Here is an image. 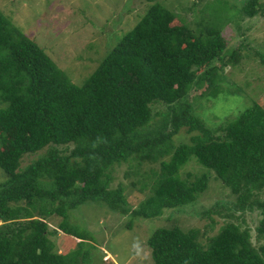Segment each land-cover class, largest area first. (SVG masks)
Segmentation results:
<instances>
[{
  "label": "trees",
  "instance_id": "obj_1",
  "mask_svg": "<svg viewBox=\"0 0 264 264\" xmlns=\"http://www.w3.org/2000/svg\"><path fill=\"white\" fill-rule=\"evenodd\" d=\"M256 6L257 0H246L238 14L253 18ZM196 12L191 23L173 24L178 14L152 3L76 85L0 11V136L7 137L6 150L0 144L5 177L0 183V264H78L52 253L50 236L61 231L86 244L89 235L75 232L67 217L88 201L128 212L124 188L110 184L113 168L131 162L134 175L142 163L159 168L143 173L153 182L151 193L130 211L127 228L135 218L154 220L195 203L210 177L235 197L236 211L257 210L261 217L257 248L239 223L226 222L205 244L197 229L159 227L146 240L154 264H264V109L253 103L235 118L208 127L189 104H181L205 82L212 98L222 93L213 78L215 67H208L226 53L231 60L238 54L227 49L222 34L228 8L215 10L205 3ZM250 54L264 66V55L254 49ZM156 105L166 112L149 132ZM184 128L193 135L189 143L176 145L173 137ZM30 155L36 158L22 167L21 160ZM193 157L206 170L181 178ZM220 211L227 212L226 206L216 203L203 212L210 229L215 224L211 213L232 216ZM53 215L62 222L50 231L46 219ZM79 252L86 260L87 252Z\"/></svg>",
  "mask_w": 264,
  "mask_h": 264
},
{
  "label": "rangeland",
  "instance_id": "obj_2",
  "mask_svg": "<svg viewBox=\"0 0 264 264\" xmlns=\"http://www.w3.org/2000/svg\"><path fill=\"white\" fill-rule=\"evenodd\" d=\"M245 1L0 0V11L64 71L71 82L81 85L122 36L135 26L152 3H160L178 14L173 24H179L180 19L191 23L195 18L194 12L197 13L205 3L212 5L215 10L220 6L227 7L230 14L222 34L227 49L230 52H238L237 58L231 60L229 53H226L223 61L212 63L208 67H215L213 78L215 84L221 86L223 91L214 99L210 94L213 89L208 88L209 82H205L200 89L190 90L188 98L190 96L191 100L185 99L186 101L181 103L189 104L193 113L196 112L205 119L208 127H214L226 118H235L253 103H258L264 109V66L259 59L247 56L251 49L264 55V0H257L258 13L253 18L238 14ZM194 3L196 6L193 7ZM244 46L245 48H241ZM1 106L4 105L0 102ZM165 112L164 105L153 106L154 117L146 131L155 130L162 122ZM192 135L193 133L188 134L184 128L173 137V141L176 145L180 142L189 143ZM0 138L1 150H6L7 137L5 135ZM34 158L36 157L33 155L25 156L21 160V166H26ZM133 163L116 165L111 172L110 188L115 189L119 185L124 188L127 203L125 208L128 212L113 211L104 203L91 201L70 210L68 223L75 232L89 235V240L86 244H80L74 237L58 231L54 236H50L54 243L52 253L65 257L68 262L79 261L78 264H154L146 247V240L155 229L173 226L183 231L197 229L200 231L199 242L205 244L206 238L216 234L226 222L239 223L242 229L247 228L255 248L261 244V241L256 239V227L261 219L259 212L236 211L233 206L235 197L212 177L209 179V188L195 203L174 212L164 211L154 220L135 218L132 228H127L131 219L130 211L137 208L151 193L153 182H148L149 179L145 178L143 173L159 168L158 163H142L140 173L134 175ZM203 170L206 168L193 157L180 171V176L184 179L188 174L193 179L200 176ZM4 179V173L0 170V183ZM262 197L264 198V194ZM216 203L226 206L227 212L220 211L221 213L232 216L229 218L211 213L215 224L213 229H210L209 220L202 214ZM46 222L48 229L52 231L62 222V217L53 215L48 217ZM83 251L88 254L86 260H80L77 254L79 252L82 255Z\"/></svg>",
  "mask_w": 264,
  "mask_h": 264
}]
</instances>
